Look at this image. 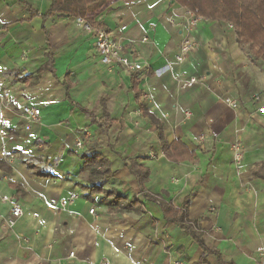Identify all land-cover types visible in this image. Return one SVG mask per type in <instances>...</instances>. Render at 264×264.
Segmentation results:
<instances>
[{
    "label": "crops",
    "instance_id": "0c3cea01",
    "mask_svg": "<svg viewBox=\"0 0 264 264\" xmlns=\"http://www.w3.org/2000/svg\"><path fill=\"white\" fill-rule=\"evenodd\" d=\"M24 1L32 12L0 0V264H256L264 252V61L250 59L230 24L201 18L189 34L197 48L176 63L186 9L107 0L94 21L143 66L131 73L103 66L74 18L48 15L51 0ZM192 77L202 83L181 90ZM23 106L40 111L29 130ZM158 133L188 158H165ZM234 143L243 150L238 166ZM92 155L107 161L109 178L82 169ZM138 168L148 172L144 190L186 207L207 252L140 194ZM104 192L122 201L109 204ZM3 196L22 209L12 228ZM132 200L138 205L127 207Z\"/></svg>",
    "mask_w": 264,
    "mask_h": 264
},
{
    "label": "trees",
    "instance_id": "16d2710c",
    "mask_svg": "<svg viewBox=\"0 0 264 264\" xmlns=\"http://www.w3.org/2000/svg\"><path fill=\"white\" fill-rule=\"evenodd\" d=\"M107 0H51V5L48 10V15L57 14L59 16L72 17L74 19L81 18L93 28L103 29L107 34L108 31L104 26L94 21L95 12L101 9ZM178 4L180 7L189 11L193 16L204 18L207 20L222 21L232 26L236 40L241 47H247V53L252 61H264V0H170ZM24 6H27L24 0H18ZM29 12H32L29 6L26 7ZM252 23L257 29L254 34H247L246 31ZM141 111V110H140ZM160 141L161 134L158 133ZM162 143V155L168 160H177L178 157L188 158V152L184 147L173 141L170 144ZM84 170H88L90 176L95 179L102 177L109 178V169L107 161L99 155L83 157ZM136 180L140 188V194L149 200L155 201L162 209L165 217L179 223L180 227L190 234L191 238L198 243L202 251L207 252V248L198 235V230L193 222H190L186 217V207L174 209L171 205L165 204L159 198L152 196L143 188V184L147 177V170L138 168L134 172ZM91 191L103 192L100 185L94 184L91 186ZM106 198L112 196L109 204H118L122 201L121 195L118 193L104 192ZM137 201L128 202L127 207L136 206ZM200 234V233H199Z\"/></svg>",
    "mask_w": 264,
    "mask_h": 264
},
{
    "label": "built area",
    "instance_id": "2783aa9c",
    "mask_svg": "<svg viewBox=\"0 0 264 264\" xmlns=\"http://www.w3.org/2000/svg\"><path fill=\"white\" fill-rule=\"evenodd\" d=\"M201 18L193 16L189 11L186 12L185 17V27H186V35L179 43L178 46V52L174 57V60L176 63H181L184 61L186 56H188L192 51H194L197 48L196 42L190 37V33L194 30V28L197 26L198 22ZM75 23L83 32L88 34L92 41L94 48L96 50V53L99 58V62L103 66L111 67V66H118L123 68L124 70L136 73L140 72L143 69V66L136 62L135 60L128 59L124 53L123 48L120 45L119 42L113 41L109 38V35L100 28H93L89 24H87L83 19L77 18L75 19ZM143 42L146 41V39H142ZM203 78H196L192 77L188 80L180 81L179 88L181 90H187L192 88L194 85L198 83H202ZM7 105L10 104V95L8 92H4L1 97ZM225 103L231 107L236 108L237 104L235 102L225 100ZM22 117L26 121L25 129L29 130L30 124L39 122V115L40 111L39 109L31 106H23L21 109ZM188 114H186V117ZM202 139V138H201ZM76 148H79L81 146L80 142L76 143ZM231 151L233 153V162L236 166L240 165L243 158V150L239 143H234L231 146ZM76 198V196L71 195L68 200H62L60 202V208L64 209L67 207V205L71 204L73 200ZM2 201L5 203H8L10 205L9 215L5 218L4 222L5 225L8 228H12L17 220L22 216V209L21 207L14 201L12 198L8 196H3ZM89 214H94V210L91 209L89 211ZM258 259L256 260V264H264V252L261 248L258 250ZM69 257H73V253H70L68 255ZM101 264H108L106 262ZM169 264H186L185 262L175 259L170 261Z\"/></svg>",
    "mask_w": 264,
    "mask_h": 264
},
{
    "label": "rangeland",
    "instance_id": "374dc122",
    "mask_svg": "<svg viewBox=\"0 0 264 264\" xmlns=\"http://www.w3.org/2000/svg\"><path fill=\"white\" fill-rule=\"evenodd\" d=\"M252 26H249L248 27V29H247V31H246V33L247 34H254L257 30V28L252 24V23H250ZM244 48H246V50H247V47H244Z\"/></svg>",
    "mask_w": 264,
    "mask_h": 264
}]
</instances>
